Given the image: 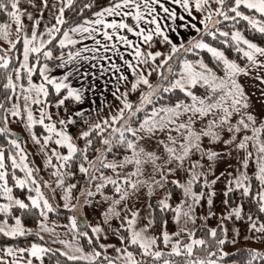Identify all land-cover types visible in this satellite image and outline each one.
Instances as JSON below:
<instances>
[{
  "label": "snow or ice",
  "instance_id": "1",
  "mask_svg": "<svg viewBox=\"0 0 264 264\" xmlns=\"http://www.w3.org/2000/svg\"><path fill=\"white\" fill-rule=\"evenodd\" d=\"M234 6L225 7L227 4V0H215V3L218 5L216 9H212L210 5V0H194L195 9L206 12L201 23L204 25V34L212 37L213 39L217 38V33L223 37H229L230 33L227 31L221 32L219 28H216L213 31L209 25L212 27L220 24L222 21L220 19H215L216 17H221L223 21H237V18H241L247 21L251 27L257 30L260 33H264V20L256 19L253 16L245 15L242 11H240L241 6L254 10L257 13L264 14V0H232ZM73 3V0H67V6L70 7ZM152 3L159 4L160 0H152ZM173 3L181 5L191 15V5L190 0H173ZM44 4L47 5V0H44ZM134 8L135 13L129 11H123L126 8ZM143 7V10H142ZM163 11L168 13L170 10L168 8H164ZM0 12H4L7 14L9 19L14 22L17 27V32L24 31V24L22 17L24 16V11L20 8V0H0ZM60 15L56 17L57 24L63 25L65 20L63 19L64 8L61 7L59 9ZM145 12L149 15H152L156 12V9L151 6L150 0H143V5L140 0H120L119 3H115L114 6L107 7L101 12H97L96 16L98 17L92 21H85L84 24L78 25L75 28H72V32H81V33H89L96 31L95 27H86V25H103L105 28L113 29H127L129 32H133L134 29L130 27L127 23L121 21L117 23L113 20L111 23H107L104 19L105 14L108 16H132L139 24L141 21H146L147 23H151L155 25L154 29H148L147 31L141 28L139 31H136L135 34L138 37H142L144 43H149L153 40V36H159L163 38V41L170 45L171 52L176 53L180 49H184V51H192L194 49H206L209 53L212 54L213 57L216 58L217 61L221 62L226 70L225 77H219L217 74L208 67V65L204 64L202 61H197L199 67L194 65L191 61L184 60L178 74V78L174 79V81L169 82L168 86L158 85L155 88L150 83L147 76H145L142 72H140L135 82L131 86L132 91H136L141 84L146 85L149 89L148 92L142 94L139 106L135 108L133 111V104L130 103L127 99V93H124L123 107L119 109L117 115L111 117L113 122H118L122 120L125 116V111L127 110L130 115L128 120L132 117H135L137 113L142 112L147 105H152L154 103L153 97L156 96V92L158 88H162V91L172 92L174 90H180L186 94L187 97L190 98L191 102L186 103L184 101H180L176 103L174 106L169 107H161L159 109L153 108L150 115H146L142 122L139 123L138 128H133L128 123V120L124 121V124L121 127L112 128V137L103 138L102 143L106 146L105 151H101L97 156L95 161H88V156L86 155L87 147L83 150H79L77 146L72 142V137L63 129L58 130L55 123L45 124V118L51 119L50 114L42 109L40 118L36 119L33 115L32 109L29 104L38 105L44 103V100L41 97L47 98L49 95L48 86H54L55 92L60 93L62 89H67V96L64 99H60L58 101V106L63 105L65 100L69 97L74 98L79 101L81 96L77 89L71 88L68 84L64 83L67 79V76L63 77V79L57 80L55 78H49L47 73L48 65L44 64L43 69L41 70V76L43 79V83H33L32 76L36 71L35 67L29 65V57L33 53H41L44 49L46 43H51V39L48 41H44L42 38L37 36L36 31H32L31 37L24 36L23 38V62L20 65L19 69H14L17 73V78H21V69L27 73V88L24 87L23 84H20L19 87L22 90V99L24 102V111L27 113V127L31 129V127L35 124L44 125L47 129L48 133L55 134L58 138L55 140L57 145L66 146L68 149L67 155H61L60 153L53 150V155L63 163L57 167L56 165H52V156L47 157V164L55 168L54 175L57 177V185L59 187H64V173L61 172V168H63L67 163L73 158V156L81 151L83 154V159L88 161L89 167L95 168L96 171H100L101 168L116 170L117 168H122L125 165L134 164L135 170L131 172L127 177L123 178L122 182H118L117 179H113L111 177H103L105 183L97 184L95 192L88 191L86 195L88 197H92L96 195V193L101 192V190L107 185L111 184L114 186V191L117 194H120L119 199L114 200L113 205H119L121 201L128 198L130 192L123 186L127 185L128 188L133 191H138L139 186L142 184H148L149 187V195L153 193L154 186L155 187H164V183L167 182V174L176 172L179 168H182L186 159H188L193 153L200 152L201 159L207 158L208 161H216L220 153L217 151H213L211 148H203L202 147V139L204 137H209L213 142L221 141L220 132L216 131L217 128H222L227 125V132L230 135L229 139L223 140L225 145H232L237 141V134L241 133L243 129H248L252 126V135H244L242 139L236 143V148L238 150H246L249 147V142H253L256 149V155L253 157V152L248 151L246 156L242 159V167L245 171L240 172L238 176L234 178V181L230 180L228 183L231 185L233 182L235 184V188L228 187L227 192H233L234 190H242V194L244 196H249L252 193L251 180L253 177L247 174V169L249 168L250 161L253 160L256 164L257 170L254 173V178L259 182L260 191L256 193L257 202L259 205V211L264 213V140L261 139V135L264 134V123H261L258 127H256L257 118L255 115L244 112L240 115V118L236 124L231 123V118L234 113H241L242 109H248V97L245 94L243 86L238 82L237 77L240 74H248V71L245 67H241L234 61L229 60L225 53L215 47H212L210 44L206 43L204 39L201 37L200 39L193 38L189 41V47L184 48L183 44L179 45V48L172 40L169 38L167 34L161 29L160 23L157 21L156 17L153 16L151 20H146ZM234 13V15H229L228 13ZM28 18L32 19L31 14H28ZM171 18L175 19L176 14L173 11L171 14ZM183 19V17H181ZM40 24V20L37 19L34 22V27H38ZM188 24H185L184 27H188ZM193 29H195L198 33L201 32L200 28H197L195 24L190 25ZM11 27L10 23H0V39L6 40L13 49L16 48V44L19 42L13 41L10 39L11 36ZM47 32L51 35L54 32H59V28L55 25L51 28L47 29ZM64 39L60 40L61 47L65 46V44H74L76 41L72 40L69 37L68 32H64ZM104 37L111 41L112 35L107 31L104 32ZM54 38V37H53ZM120 41L124 44L133 45V41L129 40L126 36H120ZM39 43L37 44V41ZM231 41H233L236 45V51L241 52L244 57L250 62L253 67H264V61H258L257 56L264 57V47H260L255 43L250 42L248 39L244 38L240 31H235L231 33ZM99 43V41H97ZM224 43H228V40H225ZM246 45L247 48L240 47V44ZM107 50V46H105ZM87 50V49H85ZM0 51H4L0 49ZM79 53H77L78 55ZM135 57L137 58L138 64L137 66H133L130 62L126 61L125 63L129 64V67L132 69L133 73H137L139 63L148 64L149 60L155 61L157 57H161L164 54L160 51L156 52H145L142 51L139 46H135ZM43 56L46 59L52 58V52L45 51L43 52ZM71 54L69 59H71ZM172 59V55H168L163 61L162 65H167L168 61ZM11 58L6 54L0 55V68L8 69ZM37 63H39V59H37ZM63 66V65H61ZM155 70V69H153ZM169 72H172V68H168ZM151 75V72H149ZM161 77L164 80H167V77L160 73ZM7 83L3 85L5 89L11 90L15 93L17 89V83L13 81L12 75H6ZM122 79H127V77H122ZM197 86H202L208 89V94L204 97L197 96L192 89H195ZM158 98V97H157ZM7 99H11V97H7ZM0 109H3L4 112H0V121L5 122V126L0 127V134L8 133V128L6 126V122L8 119L7 113H10L13 117H21L22 110L19 104H13L11 108L5 109V104L0 102ZM217 112L222 114L219 115V118L216 119ZM190 113L188 119L185 122L177 123V119L184 115ZM77 115H83V113H77ZM212 115L214 118L208 121L206 129H202L200 131L195 130L194 125L196 120L194 118H204ZM60 124H64L65 121L61 120ZM103 125L111 127L108 120L103 121ZM94 130H99L103 133L106 130V127H102L100 123L95 124L89 131H84L81 133L83 138H88L91 135V132ZM172 131L178 133L182 140L179 143V151L177 149V137L171 135ZM143 132L145 135H139L138 133ZM167 132V140L171 143L172 146L166 144L163 139H160L157 136V133ZM126 133H130L133 139H129L126 136ZM118 134V135H116ZM156 137L158 145H163L166 156L163 159L162 164H158L157 162L161 160V157L156 154L155 151H146L145 148L139 147V141L144 140L146 138ZM52 135H48L44 138L45 145L52 140ZM35 139L36 143H40L38 139ZM113 139L115 140L116 146H124L127 149L131 150V156H125L123 160L118 164L116 162H106L105 152H111L113 147ZM9 145L11 148L18 150L20 153L19 161L17 163V156L12 155L11 165L13 168H22L26 172L25 179H17L16 183L20 188H25V186L31 182L32 184H37V181L33 178V169L28 167L24 161L26 160V156L23 154V149L20 147V143L16 139L9 140ZM92 141L87 139V145H91ZM5 151L3 147H0V194L6 196L8 203L0 204V213L8 215L14 206H18L20 209H29L35 208L39 210V214L44 219L47 218V214L49 212L56 211L53 208L52 204L49 203V200L45 198L44 193L41 191L39 186H36L35 196H28L27 199L31 202L29 205L25 203L22 199H16L12 195V188L8 187V171L5 164ZM173 162H176V167H168L166 172L164 165H172ZM151 163L153 166V171L160 173V179L152 178L151 182L148 180L136 179L133 180L132 177H141L144 174L143 165ZM99 165V168H96V165ZM89 167H85L84 164L79 165V171L81 173L87 174L89 172ZM203 167L200 164L199 160L195 161L191 167L188 169L190 173L189 178L186 183H180L178 180L172 181L173 184L177 185L180 189H182L184 199L181 200L180 204H177L174 208L169 203V199L171 194L169 193L164 199L159 200L157 202L158 207L163 210L171 209L174 213V221L177 225L180 224L181 220H184V223L187 224L189 222L195 223V206L199 205L200 201L205 198L204 192L197 193L193 190V186L201 180V177L205 174L202 172H197L196 169ZM209 170H211V165L209 166ZM119 176V173H117ZM91 179H96L95 176H92ZM219 179V177H217ZM216 180H212L209 184L207 179L205 178L204 184L205 186L210 187L214 185ZM76 185L72 184L67 186L64 189L63 199L66 201L64 204L65 208L69 207L70 201L72 199V189L75 188ZM55 191V190H53ZM227 195V193H225ZM84 195V193H81ZM215 195V192H212L208 195L207 203L211 205L213 203L212 197ZM105 199H109V197H105ZM88 203L89 201H85ZM227 203V201H226ZM74 209L75 205H71ZM151 208V205H149ZM242 207L237 206L232 208L228 214V219H231L235 216L237 219L241 218ZM120 213L116 210L114 206L109 207L107 211L103 213L106 222L111 219L113 216H119ZM151 216V213L149 214ZM139 216L138 211L131 212V218L124 217L121 223L120 228H126L127 231L130 232V237L127 239L131 245L137 246L140 254L144 258H150L151 264H156L157 261L163 259V264H176V261H173L167 257L177 256L184 257L182 264H217V261L211 259V256H215L214 252H209L208 256L204 258H200L199 256H195L194 252L197 247H205L208 242L202 238H195V233L189 231L188 236L190 238V242L183 243L180 240L173 241V237H178L184 232L186 229L181 227L178 231L174 233H169L166 229H162L160 236H150L147 235L148 228L152 226L155 222L154 219H149L147 225L140 230H136L135 225L137 223V218ZM248 219L251 221L252 217L249 216ZM167 223L166 221L164 222ZM40 227L42 231L54 232L53 228L48 227L47 224L44 223V220H41ZM252 230L257 232H264V223H261L259 227H257L256 222H252L250 225ZM71 229L77 232L78 235L88 236V232H80L78 228L77 218L73 216L71 218ZM91 231L93 233H101L103 229L100 226L92 227ZM119 231V229H117ZM226 231V229H225ZM31 232V229H25L22 221L19 217L15 218L14 225H9L7 221L0 222V233H3L9 237H17V236H25L27 233ZM210 236L215 238L217 236V229L212 228L210 230ZM42 238V237H41ZM99 237H97L98 239ZM126 239L125 236L121 235L120 240L124 241ZM160 241L164 245L171 244V251L164 252L160 250H154L157 247V243ZM91 237H89V243H91ZM60 243L66 244L67 247L73 248V251L76 253H81L80 255H70L68 252H63L62 255L67 257L70 261L76 260H87L92 264L100 259L102 253L99 251H93L89 254H83V249L80 247H73L72 243L69 241L61 240ZM218 245H224V239L216 240ZM183 244V246H181ZM112 247V245H100V248ZM8 255L16 256L17 253H29L31 257L37 258L43 264V257L45 254L49 252H53L54 250L51 248L43 247L39 244H32L30 248H19L6 249ZM117 253H120L116 258L104 256L103 261L106 264H149V259H137L135 254L132 251H129L127 246L123 248H117ZM250 259H248L247 264H253V261L256 258L264 259V252H258L249 249ZM223 255H228V253H223ZM3 260V257H0V261ZM13 264H33L32 259H27L22 261L17 258L14 260Z\"/></svg>",
  "mask_w": 264,
  "mask_h": 264
},
{
  "label": "rangeland",
  "instance_id": "2",
  "mask_svg": "<svg viewBox=\"0 0 264 264\" xmlns=\"http://www.w3.org/2000/svg\"><path fill=\"white\" fill-rule=\"evenodd\" d=\"M191 3L194 6V0H192ZM210 5L212 9H216L218 7V5L215 3V0H210ZM229 6H234L232 0H227V4L225 7L227 8ZM197 14L204 17L206 15V12L197 10ZM228 14L230 16L234 15V13H231V12H229ZM215 19H220L222 22L220 24L215 25V27H212V25L210 24L209 27L213 31H215L216 28H219L221 32L223 31L229 32L230 35L229 37H226V38H230V40H231V33L235 31H240L242 35L244 36L243 32L241 31V28H237V24H239L238 21L240 18H237V21H231V20L223 21L221 17H216ZM9 23H11V20ZM19 36L20 34H18L17 30L12 26L10 39L13 41H17L19 39ZM244 38L246 37L244 36ZM62 39H64V36L60 40ZM249 41L252 43H255L251 40ZM231 42H232L231 44L235 46L236 48L235 43L233 41ZM255 44L259 46L258 43H255ZM0 45L5 48H12L11 45L4 39H0ZM211 46L215 47L213 45ZM188 47L189 45H184V48H188ZM240 47L245 48V49L247 48V46L243 45L242 43L240 44ZM217 49L223 51L229 60L234 61L241 67L248 68L247 66L249 65L250 62L247 60L246 57L243 56L241 52H237L235 49L234 53L230 55L227 52H225L223 49H220V48H217ZM49 50L52 52L51 59L56 60L59 58V54L54 53V48H49V49H46L45 51H49ZM181 50L184 51V49H181ZM156 51H160L164 55L161 57H157V59L155 60L156 68L155 67L153 68H155L154 72L156 75L154 77V81L151 80V77H150L151 75H149V72L153 74L152 68L147 64H141L142 69L134 77H131L127 80L121 93H119L117 97L110 103H106L104 101L97 103L95 107L93 108V109H97L99 107L97 109V112L94 113L85 122H83V124H81L80 126L76 127L75 121L78 123V121L82 119V115L75 117V119H71L70 125L67 124L68 122H70V118L73 115V113L78 109H82L81 106H79V101L70 97V99L73 100V102L75 103V106L73 108L69 106V104L67 103V100H65V103L63 105L58 106V101L60 99H64L67 96V93L65 91L64 93L60 94L56 98L55 101H50L49 100V95L51 94V91L49 88L50 85L48 86V89H49L48 97L47 98L41 97V99L44 100V103H41L38 105L29 104V106L32 109L34 117L36 119H39L41 110L42 109L46 110L50 114L51 119L49 120L45 118L44 123L45 124L55 123L58 130L60 129L65 130L72 137V142L78 148L77 140L80 137H82L81 133L84 131H89L95 124L100 123L101 125H103L104 120L110 121L109 124L111 125V127L104 126L106 127V129H110L109 133L104 138H110L113 135L112 128L121 127L124 124V121L128 120L130 113L127 110L125 111L124 118L118 122H113L111 120V117L114 115H117L119 112V109L123 107V100H124L123 94L124 93L128 94L127 99L130 103L133 104V111H134L135 108L139 106L142 94L149 91L148 87L143 84H141L140 87L136 91L131 90V86L135 82L136 77L140 72H142L145 76L148 77L150 83L153 85L154 88L158 85L166 87L168 86L169 82L174 81V79L178 78V74L180 72V69H181V66L184 60L191 61L197 67H199V65L197 64V61H202L204 64L208 65V67L211 68L217 74V76L222 77V78L226 76V70L224 66L222 65V63L217 61L216 58L213 57L212 54L209 53L206 49H194L190 51L196 55L194 56L192 55V53H190V57H184V59H182V61L179 63L178 68L174 67V62H168L167 65H162V61L168 55L172 54L171 48H170V51H168L164 47H157L155 48L154 51H151V52H156ZM208 57L210 58V60H207ZM44 58L45 57L43 55H39V57L37 55V57H35L34 60L31 61V58L29 57V65L36 68V71L33 73V76H32L33 83L39 84V83L44 82L40 73H41V70L43 69L44 64H47L49 67V63ZM37 59H39V63H37ZM42 59L44 60L42 61ZM22 62H23V58H22ZM211 62H214V63L211 65ZM169 67L172 68V72L168 71ZM160 73H163V75L167 77V80H164L161 77ZM35 74L40 76L39 79L34 78ZM25 77H27L26 72H25ZM12 78H13V81L17 83V89H16L17 97H16V100L11 104L9 108H11L13 104H19L22 110V116L13 117L11 116L10 113H7L8 119L6 122V126L11 131L10 139L17 140V138H19L21 135H24L25 127L27 126V113L26 111H24V107L21 106L20 95L22 94V90L20 89L19 85L23 84L24 87L27 88L28 82L24 83L22 80L23 79L22 69H21L20 79L17 78V73H15L12 76ZM192 90L197 96H200V97H204L208 94V89L202 86H197L195 89H192ZM55 94H59V93L55 92ZM161 97L166 98V100L164 99V101H161L160 100ZM89 98L85 100H88ZM176 98H179V96L174 97V91L165 93L162 91V88H158L156 92V96L153 97L154 103L152 105H147V107L142 112L137 113L135 117H132L130 120H128V123L130 124L131 127L138 128L139 123L142 122L143 118L146 115L151 114L153 108L159 109L161 107L174 106L176 103L180 101H184L186 103L191 102L190 98L187 96L179 98V99H176ZM157 99H159L158 102H155ZM248 103H249L248 109L246 110L242 109L241 113H234L233 117L231 118L232 124H236L240 118V115H242L244 112H248L256 116L257 118L256 125H255L256 127H258L261 123H263L261 119L258 117L249 97H248ZM23 111L25 113H23ZM220 114L222 113L217 112L215 118L218 119ZM189 115L191 114L188 113V114H184L180 116L177 119V123L185 122L188 119ZM213 118L214 117L212 115H209L208 117H204V118H194L196 120V123L194 125L195 130L200 131L202 129H206L208 121ZM61 120L65 121L63 125L59 123ZM41 126L43 127V131H39V133L34 134V137L38 139L40 143H36L33 137H32V141H30V139L26 138V136L24 139L21 138L20 140H18V142L20 143V147L23 149V154L26 156V160L24 161V163H26L28 167L33 169L32 175H33V178L37 181V184H32L31 182H29L26 185V187L29 190L33 191V192H27L26 195L27 197L30 195L35 196L34 189L36 186H39L41 191L44 193L45 198L48 199L49 203L52 204L53 208H55L56 211H58L59 210L58 207L64 206V204L66 203V201L63 199L64 189L66 188V186H64L62 190H60V187L57 185V177L54 175V172L56 169L53 167L49 168V165L47 164V157L52 156V165H56L57 167H59L63 162L58 160L53 155V150L60 153L61 155H67L68 149L66 146L57 145L55 143V140L58 137L55 134L48 133L44 125H41ZM0 127H3V126H0ZM226 129H227V125L223 126L222 128L216 129V131L220 132L221 141L213 142L211 138L204 137L201 142L203 148H211L213 151H217L220 153V156L216 161H208L206 157L201 159L200 158L201 153L194 151V153L188 159H186L182 168H179L176 172L167 174V182L164 183V187L161 188V187L154 186L153 193L151 195H149L148 184H142L139 186L138 191H133L132 189L128 188L127 185H123L130 192V195L128 196L127 199L121 201L119 205H113L114 200L119 199V196H115L113 194L101 193L99 196L94 197V198L88 197L86 195L88 191L95 192L97 184L105 183L103 177H111L113 179H117L118 182H122L123 178L127 177L131 172L135 170V165L134 164L125 165L124 167L117 168L116 170L101 168L100 171H96L95 168L89 167V164L87 163L84 165L85 167H89V172L87 173V181H86V185L80 191L81 193H84V195H81L80 193V197L76 202H73L72 200L70 201V204H69L70 207L71 205H75L74 209L71 207L73 209V213L71 217L66 221H61V220H58L57 218H51L47 214L46 219L44 218L41 219V220H44V223L47 224L48 227L53 228L54 232L42 231L40 227L41 220L39 221L38 224L34 226H27L22 221L20 214L15 215V216L12 215L13 220H10L9 216L12 211L8 215H6L5 218H0V222H3L6 220L9 225H14L15 218L19 217L22 221L24 228L31 229V232H36L37 234H39V236H41L45 240V242L47 243L49 247L46 244H39V245L43 247H47V248L53 247V248L60 250L61 252H68L70 255H73V254L80 255L81 253L74 252L73 248H69L67 247L66 244L60 243L61 240L69 241L72 243L73 247L82 248L83 254H89V253H92L93 251L101 252L102 255L100 259L95 262H92V264H106V262L103 261L104 256L116 258L118 255H120V253H117L116 249L123 248L130 244L129 240L126 241L125 239L124 241H121L120 236L121 235L124 236V234L120 230L117 231V229H119L118 226H120L121 223L123 222L122 218L127 217L130 219L131 212L138 211L139 216L137 218V223L135 225V228L136 230H140L141 228H144L147 225L149 219H153L152 208H149V205H151L150 199H152V196L155 197L158 201L162 200L166 196H168L169 193L171 194L170 187L173 184L172 181L178 180L182 184L186 183L187 179L190 176L188 169L191 167V165L195 161L199 160L200 164L203 165V167L197 168L196 171L202 172L205 175L202 176L201 180L193 186V190L196 191L197 193L204 192L205 198L200 201L199 205L195 206V213H194L196 216L195 223L189 222L185 224L184 220L182 219L179 225L175 223V228L173 230L166 229L169 233H174L178 231L179 228L181 227L186 229L184 232L181 233L180 236L173 237V241L180 240L183 243L190 242V238L188 236L189 231L195 233V238L204 239L203 237H204L205 232L208 230L207 228H209V230H211L212 228H216L217 230L221 229L222 233H218L217 231V236L215 238L220 237L221 239H224L225 244L218 245L217 243H215L214 245H210L212 241L208 239L209 243L207 244V246L197 247L195 249V252H194L195 256L204 258L208 256L209 252H214L216 255L211 256L210 258L218 261L220 258H223L226 256V255H223V253L229 254L232 252H236L242 248L247 249V250L251 249L254 251H258V252H264V232H257L255 230H252L250 227L252 222H256L257 227H259V225L261 223H264V221L255 220L254 216L251 213L247 214L246 216L242 213L241 218L239 219H237L235 216H233L231 219L227 218L232 208L241 206L240 204H237V205L231 204L229 200V192H227V189L228 187L235 188V184L233 182L231 185H229L228 182L230 180L234 181V178L238 176L240 172L245 171V169H243L242 167L241 162H242V159L246 156V153L248 151L253 152V157H255L256 155V149H255V145L253 142H249V147L246 150H238L236 148V143H238L239 140L242 139L244 135H249V136L252 135V126H250L248 129H243L241 133L237 134V141L233 143L232 145H225L223 143V140L229 139L231 135L227 132ZM138 134L142 136L145 135V133L143 132H140ZM48 135H52L53 138L51 141H49L45 145L44 138ZM171 135L177 137L176 146L179 151V143L182 140V137H180L178 133L175 131H172ZM126 136L129 139H133L130 133H126ZM157 136L160 139H163L166 144H169V146H172L171 143L167 140V132H164V133L158 132ZM261 139L264 140L263 134L261 135ZM139 147L145 148L146 151H155L156 154L161 157V160L157 162L158 164H162L164 157L167 155L163 145H158L157 139L155 136L139 141ZM105 149H106V146L103 145L99 149V152L105 151ZM112 152L114 153L112 155L105 154L107 158L106 162H116L119 164L125 156L132 155L131 150L127 149L126 147L116 146L115 140H113ZM12 155L14 154L13 153L10 154V156ZM17 155H18L17 163H20L19 161L20 153L18 152V150H17ZM210 165H211V170H209ZM168 167H176V162H173L172 165H164L165 172ZM96 168H99L98 164L96 165ZM60 170L62 173H64L65 171L64 167L61 168ZM143 170H144L143 176L132 177V179L133 180H136V179L148 180L149 182H151L152 178H155L157 180L160 179V173L153 171V166L151 163H147L143 165ZM256 170H257V167H256V164L253 158V160L250 161L249 168L246 171L249 176L254 177V173L256 172ZM117 173H119V176H117ZM92 176H95L96 179L94 180L91 179ZM217 177H219V179H217ZM25 178H26V172L22 176L17 177V179H25ZM205 178L207 179L209 184L212 180H216V183L214 185H211L210 187L205 186L204 184ZM255 181L257 180H255L254 178V182ZM16 186H18L17 183H16ZM251 187H252V190H255L254 188L255 184H253L252 180H251ZM259 191H260V187L257 190V192ZM212 192H215V195L212 197L213 203L209 205L207 203V198H208V195ZM236 192L240 194V192L238 191ZM225 193H227V195ZM15 196H16V199H22L25 201V203L31 204V202L28 199L22 198L21 196H18V195H15ZM73 196L74 194H73V189H72V198ZM105 197H109V199H105ZM182 199H184L183 194L178 200L177 204H180ZM86 200L89 202L86 203L85 202ZM169 203H170V199H169ZM112 206L116 208V210L120 213V215L113 216L111 217V219H109L106 222L105 217L103 216V213L107 211L109 207H112ZM150 213H151V216L149 215ZM73 216L77 218V223L80 219L86 220V224L83 227H79V224H78V228L80 232H84V231L88 232L87 237H88V241H89V237H91L92 242L90 243V245L92 249H87L83 245L80 235H78L77 232L71 229V218ZM249 216L252 217L251 221L248 219ZM124 223L126 224V221H124ZM96 226H100L103 229V231L101 233H93L91 231V228L96 227ZM152 226L148 228V231L146 234L150 236H160L161 231L159 234H156ZM197 234L199 236H197ZM5 236L3 233H0V241L8 240L7 237ZM97 237L99 238L97 239ZM128 237H130L129 231H128ZM205 240L207 241V239ZM101 244L112 245V247H106L102 249L100 248ZM181 246H183V244ZM7 247L25 248V247L13 246V245L4 246V248H7ZM30 247L31 246H28L27 248H30ZM127 248L129 251H132L135 254L137 259H149L150 261V258H144L141 256L140 251L138 250L137 246L130 245V246H127ZM154 250L170 252L171 244L164 245L160 241H158L157 247ZM28 256L31 259H34V257H31L29 254ZM176 257L177 256H172V257H167V258L174 261ZM163 259L164 258H161V264H163ZM183 260H184V257L180 256L179 262L181 261L183 262ZM83 261H86L87 264H90V262L87 260H83ZM182 262L176 263V264H182Z\"/></svg>",
  "mask_w": 264,
  "mask_h": 264
},
{
  "label": "crops",
  "instance_id": "3",
  "mask_svg": "<svg viewBox=\"0 0 264 264\" xmlns=\"http://www.w3.org/2000/svg\"><path fill=\"white\" fill-rule=\"evenodd\" d=\"M119 2L120 0H118L116 3ZM140 2L143 5V0H140ZM150 3L151 6L156 9V12L152 15H149L147 12H145L146 20H151L153 16H155L161 25V29L169 36V38L177 45V47H179L180 44L185 45L189 43V41L204 31V25L201 23L204 17L197 14V10H195L191 1V15L186 12L185 9L181 7V5L173 3V0H160L159 4L152 3V0H150ZM61 7L64 9L67 7V0H47V5L44 4V0H20V8L22 11H24V16L22 17L24 31L18 34H20L22 38H24L25 35L30 38L32 31H36L37 36L42 38L44 41L54 39L58 32H54L50 35L47 32V29L53 27L54 25L58 28L61 27V25L57 24L56 20V17L60 15L59 9ZM164 8H168L170 11L165 13L163 11ZM104 9L100 10L99 12L103 11ZM123 11H129L133 14L135 13V9L131 7L123 9ZM173 11L176 14L175 19L171 18ZM29 13L32 16V19L28 18ZM181 17H183V19H181ZM97 18L98 17L95 14L93 18L86 21H92ZM37 19L40 20V24L38 27H34V22ZM104 19L107 23H111L113 20H115L117 23L123 21L132 27L134 31L129 32L127 29L119 28L114 31L113 29L105 28L103 25L86 24V27H95L97 30L91 32V34L71 31L72 28L84 24V21L66 30V32L69 33L70 38L76 41V43L66 44L63 47L75 46V49H67L57 53L54 51L55 54H59V58L56 59L58 62L55 64L48 62V69H50L46 75H48L49 78H55L57 80L63 79V77L67 76V79L64 81V83L68 84L73 89H77L81 96V99L79 100V106H81L83 110H76L71 116L70 122L67 123L68 125H70L71 119H75V117L80 116L77 115V113H83V115L82 119H80L78 123L75 121L76 127L83 124V122H85L97 112L99 107L97 109H93L97 103L101 101L110 103L113 101L117 95L121 93L127 80L131 77H134L142 69V65L139 63L137 73H133L132 69L129 67V64L125 62L128 61L133 66H137L138 61L134 55L135 46H139L142 50L151 41L147 44L144 43L143 38L138 37L135 32L139 31L141 28L145 29L146 31L148 29H154L155 25L147 23L146 21H141L139 24H137L134 15L108 16L105 14ZM10 24L17 30L18 26L14 22L11 21ZM185 24H188L189 26L184 27ZM191 24H195L197 28L201 29V32L198 33L190 26ZM105 31L112 35L113 38L111 41L104 37ZM64 32L59 37L60 39L64 36ZM120 36H126L129 40L133 41V45L130 46L122 43L119 39ZM155 38L163 39L162 37L154 35L153 39ZM60 39H58V43L60 42ZM97 41H99V43H97ZM38 43L39 40L37 41V44ZM47 44L48 43L45 44V47ZM105 46H107V50L105 49ZM45 47L43 49L44 51ZM77 53L79 54L77 55ZM36 54L39 53L31 54L30 58ZM70 54L72 57L71 59H69ZM257 59L258 61H264V57L259 55L257 56ZM246 69L248 74H240L237 79L238 82L243 86L244 91L249 97L258 117L264 123V67L249 66ZM122 77H127V79H122ZM61 91H66V93L68 92L67 89H62ZM87 98L89 99L85 100ZM8 187L11 188L9 183ZM12 195L16 198V196L13 194V191ZM6 203H8L6 196L0 194V204ZM8 248L12 247H0V257H3V260L0 261V264H13L14 260L17 258L21 259L22 261L31 259L26 255V253H17L16 256H10L6 251ZM13 249L19 248L14 247ZM32 261L33 264H41V261L37 258L32 259Z\"/></svg>",
  "mask_w": 264,
  "mask_h": 264
},
{
  "label": "trees",
  "instance_id": "4",
  "mask_svg": "<svg viewBox=\"0 0 264 264\" xmlns=\"http://www.w3.org/2000/svg\"><path fill=\"white\" fill-rule=\"evenodd\" d=\"M118 0H73V3L70 7H66L64 9V14H63V19L65 20V23L63 25H61L60 27V31L58 33V35L51 40V43H48L45 47L46 49L49 48H54V51L60 52L63 50H73L75 49V46H67V47H61L60 44L58 43V39L59 37L62 35V33L70 28H72L75 25H78L88 19H91L94 17V15L99 12L100 10L109 7L111 5H114ZM192 1V0H191ZM240 11H242L244 14L249 15V16H253L256 19H260V20H264V15L255 12L254 10L251 9H247L243 6H241ZM10 19L7 16L6 13L4 12H0V23H9ZM239 24H237V28H241V31L243 32L244 36L255 42L258 43L260 47H264V33H260L257 30L253 29L251 27V25L243 20V19H239ZM203 38L205 42L210 43L211 45L223 49L225 52H227L228 54L232 55L234 53V50L236 49L235 46H233L231 43L230 38H224L223 36H220L219 34H217V38L213 39L210 36L205 35L203 32L199 33L195 38L200 39ZM19 42L16 44V48H5L3 46L0 45V49H3L4 51H0V55H4L6 54L8 57L11 58L10 60V64H9V68L8 69H2L0 68V102H3L5 104V109H8L11 104L16 100L17 97V92L15 91V93H13L11 90L9 89H5L3 87V85L5 83H7V79H6V75L7 74H11L12 76L16 73V71H14V69H19L21 62H22V58H23V38L21 37V35L19 36ZM225 40H228V43H224ZM185 45H189V43L185 44ZM157 47H164L166 48L168 51H170V45L165 43L162 39L160 38H155L153 39L147 46H145L142 51L148 52V51H154L155 48ZM43 51H41V53L36 54L35 56L31 57V61L34 60L35 57H39V55H43ZM190 53L192 52H187V51H182L181 49L176 52V53H172V59L169 60L168 62H174V67L178 68L179 67V63L182 61V59H184V57H190ZM192 55H196L194 53H192ZM46 59V58H44ZM42 59V61L44 60ZM207 60H210V58L208 57ZM47 62L51 63V64H55L58 62V60H53V59H46ZM214 62H211V65ZM143 64V63H141ZM149 65L152 70L155 69L156 67V62L149 60V63L147 64ZM251 66V64L249 63V65L247 67ZM155 67V68H153ZM155 70H153V74H151V80L154 81V77H155ZM22 74H23V82L27 83V77H25V72L22 70ZM35 79H39V75L35 74L34 75ZM151 81V82H153ZM51 94L49 95V100L50 101H55L56 98L64 93V91H61L59 94H55V90L53 88V86H49ZM179 96V98L185 97L186 94L180 90H174V97ZM7 97H11V99H7ZM176 98V99H179ZM164 99L166 100V98H160L161 101H164ZM67 103L69 104V106L71 108H73L75 106V103L73 102V100H71L70 98H67ZM159 99H157L155 102H158ZM20 102H21V106L24 107V102L22 99V94L20 95ZM0 112H4L3 109H0ZM23 113H25L23 111ZM10 117V116H9ZM110 122V121H109ZM0 126H5V122L4 121H0ZM105 125H102V127H104ZM9 130V129H8ZM110 129H106L103 133H101L99 130H94L91 132V135L88 138H83L80 137L77 140V145H78V149L79 150H83L87 147V152L86 155L88 156V161H93L97 158V156L100 154L99 149L103 146L102 143V139L107 136V134L109 133ZM39 131H43V127L41 126V124H35L31 127V129H29L27 126L25 127V133L24 135H21L19 138H17V140H20L21 138H28L30 139V141H32V137L34 136V134L39 133ZM41 133V132H40ZM264 135V134H263ZM11 136V131L9 130L8 133L6 134H0V147H3L4 151H5V157H6V168L8 171V183L10 186H12V191L15 195L21 196L22 198L27 199V192H33L32 190H29L26 186L25 188H20L19 186H16V179L19 176H22L25 172L20 169V168H13L11 165V159H10V154H14L16 156L17 155V150L14 148H11L9 145V140H11L10 137ZM16 138V136H15ZM87 139H90L92 141L91 145H87ZM114 140V139H113ZM83 154L81 151H78L73 158L67 163V165L64 166V186H69L72 184H75L76 187L73 188V198L71 199L73 202H76L79 197H80V191L81 189L86 185V181H87V174L81 173L79 171V165L80 164H87L88 161H85L83 159ZM105 154L107 155H112L114 154L112 151L111 152H106ZM52 166L49 165V168H51ZM253 177V176H252ZM253 184H255V190H252V193L249 196H244L242 194L241 190H234L233 192H229V200L231 202L232 205H237L240 204L242 207V213L246 216L247 214L251 213L255 220H259V221H264V213L259 211V205L257 202V198H256V193L257 190L259 189V183L257 181L254 182V177L252 179ZM60 190H62V187H60ZM170 191H171V196H170V204L172 205V207L174 208L177 205L178 200L180 199V197L182 196V189L178 188L177 185L172 184V186L170 187ZM236 191L240 192V194H238ZM101 193H106V194H113L115 196H120V194L115 193L114 191V186L111 184H107L99 193H96V195L92 196L91 198L97 197L99 196ZM158 200L152 196V199H150V204H151V208H152V215H153V219H154V223L152 228L154 229L156 234H159L160 231H162V229H168V230H173L175 228V222H174V213L171 209L168 210H161L158 207L157 204ZM30 205V204H29ZM58 211H54V212H49L48 216L51 218H57L58 220L61 221H66L68 220L72 213H73V209L70 207L65 208L64 206H59L58 207ZM21 215V219L22 221L27 225V226H34L36 224L39 223V221L41 219H43V217L40 216L39 214V210L35 209V208H29V209H20L18 206H14L12 209V212L9 216L10 220H13L12 215ZM5 214L0 213V218H5ZM167 222L166 224L164 222ZM124 222V221H123ZM119 230L124 234V236L126 237V241H128V231L126 230V228H120V226H118ZM208 230L205 232L204 234V239H207V242L209 243L208 239H210L212 242V244L210 243V245H214L216 243V240L221 239L220 237L218 238H213L210 236V230L209 228H207ZM218 233H222L221 229L217 230ZM5 236V235H4ZM197 236H199L197 234ZM7 237L8 240L5 241H0V245L2 248H4L5 245H13V246H18V247H25L27 248L28 246H31L32 244H46L45 240L43 238H41V236H39V234H37L36 232H29L27 233L25 236H17V237H9V236H5ZM83 245L87 248V249H92L89 241H88V237L87 236H82L80 235ZM228 244V243H226ZM131 244L127 245L130 246ZM48 246V245H47ZM134 246V245H131ZM49 247V246H48ZM51 249H53V252H49L47 254L44 255L43 257V263L45 264H87L86 261L83 260H76V261H70L67 259V257H65L64 255H62L63 252H61L60 250L50 247ZM29 253H26V255L28 256ZM180 257H176V259H174V261H176V263H181L179 262ZM248 259H250V253L247 249H240L236 252H232L229 253L228 255H226L223 258H220L217 261V264H247ZM149 264H151V261H149ZM156 264H161V260L157 261ZM253 264H264V259L261 258H256L253 261Z\"/></svg>",
  "mask_w": 264,
  "mask_h": 264
},
{
  "label": "water",
  "instance_id": "5",
  "mask_svg": "<svg viewBox=\"0 0 264 264\" xmlns=\"http://www.w3.org/2000/svg\"><path fill=\"white\" fill-rule=\"evenodd\" d=\"M79 227H83L86 224V220L80 219L78 221Z\"/></svg>",
  "mask_w": 264,
  "mask_h": 264
}]
</instances>
